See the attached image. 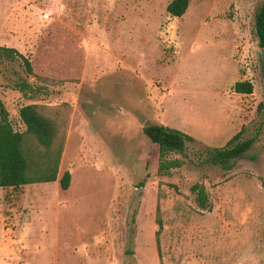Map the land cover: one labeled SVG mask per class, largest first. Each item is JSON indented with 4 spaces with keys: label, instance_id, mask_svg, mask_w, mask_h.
Instances as JSON below:
<instances>
[{
    "label": "rangeland",
    "instance_id": "1",
    "mask_svg": "<svg viewBox=\"0 0 264 264\" xmlns=\"http://www.w3.org/2000/svg\"><path fill=\"white\" fill-rule=\"evenodd\" d=\"M169 1L0 0V45L28 56L35 75L63 80L31 99L13 85L35 77L0 62L14 128H25L24 104L71 105L58 169L69 187L0 188V264H160L157 201L162 264H264V56L254 27L263 0H189L180 17ZM243 80L251 94L233 91ZM148 124L209 146L243 125L263 133L228 172L185 163L158 175L146 163ZM199 180L209 211L190 191Z\"/></svg>",
    "mask_w": 264,
    "mask_h": 264
},
{
    "label": "trees",
    "instance_id": "2",
    "mask_svg": "<svg viewBox=\"0 0 264 264\" xmlns=\"http://www.w3.org/2000/svg\"><path fill=\"white\" fill-rule=\"evenodd\" d=\"M188 3L189 0H170L166 5V12L172 17H180L186 11ZM254 27L258 46L260 49L264 48V0L254 14ZM3 61H18L27 76L35 77L37 82L31 83L23 79L13 85L14 89L28 98L49 96L53 90L48 89V86L63 81L35 75L29 57L16 48L0 45V62ZM233 91L251 94L253 86L247 80L237 81L233 85ZM263 108L264 102L261 101L257 111L260 112ZM70 112L71 105L67 102L55 106L42 103L24 104L18 109V116L25 128L18 130L14 128L9 119V112L0 98V188L18 191L27 184L56 180L60 189L66 190L69 187L70 172L64 171L58 178V169ZM261 126H255L253 132L248 135V128L243 125L224 145L209 146L180 129L163 124H148L142 127V133L152 144L146 163L151 164L158 175H169L173 169L180 168L185 163L218 166L228 172L234 168L236 161L245 157L253 147L254 142L263 133ZM139 184L142 185V182ZM190 191L195 195L196 204L200 209H211L208 192L202 180L194 182ZM155 221L157 230L154 240L162 264L160 234L163 220L159 201L155 208Z\"/></svg>",
    "mask_w": 264,
    "mask_h": 264
},
{
    "label": "water",
    "instance_id": "3",
    "mask_svg": "<svg viewBox=\"0 0 264 264\" xmlns=\"http://www.w3.org/2000/svg\"><path fill=\"white\" fill-rule=\"evenodd\" d=\"M260 53L262 54V56H264V48L260 49Z\"/></svg>",
    "mask_w": 264,
    "mask_h": 264
}]
</instances>
